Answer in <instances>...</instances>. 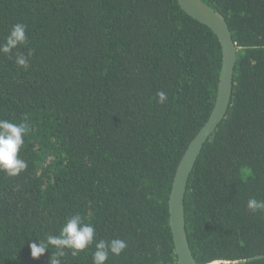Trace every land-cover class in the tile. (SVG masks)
<instances>
[{"label":"trees","instance_id":"16d2710c","mask_svg":"<svg viewBox=\"0 0 264 264\" xmlns=\"http://www.w3.org/2000/svg\"><path fill=\"white\" fill-rule=\"evenodd\" d=\"M238 47L226 118L206 143L185 197L198 264H264V0H203ZM28 42L0 54V119L32 129L27 168L0 171V264H50L49 246L79 214L94 242L61 264H93L95 243L127 248L105 264H179L170 225L174 178L216 103L223 51L177 0H0V44L12 26ZM25 70L15 62L28 55ZM167 95L160 103L158 92Z\"/></svg>","mask_w":264,"mask_h":264},{"label":"water","instance_id":"95a60500","mask_svg":"<svg viewBox=\"0 0 264 264\" xmlns=\"http://www.w3.org/2000/svg\"><path fill=\"white\" fill-rule=\"evenodd\" d=\"M177 2L185 13L216 34L223 51V68L215 106L206 125L190 143L179 164L169 201L170 225L179 264H198L192 253L187 234L185 197L190 176L206 143L229 111L234 92L238 47L230 26L221 12L214 10L203 0H177Z\"/></svg>","mask_w":264,"mask_h":264},{"label":"clouds","instance_id":"9594fccd","mask_svg":"<svg viewBox=\"0 0 264 264\" xmlns=\"http://www.w3.org/2000/svg\"><path fill=\"white\" fill-rule=\"evenodd\" d=\"M28 42L27 26L23 23H16L3 44H0V54L10 55L14 49L25 45ZM28 55L17 53L15 62L18 66L27 70L30 67ZM157 97L160 103L165 102L167 95L164 92H158ZM14 123L9 120L0 119V171H3L9 177H16L27 168V162L20 158L19 153L24 145V137L31 131L27 121ZM248 208L250 210H264V200L255 198L249 199ZM95 229L89 223H84L79 214L70 216L62 226L59 235H48L46 240H38L29 244L31 257L38 259L45 254L52 246L56 249L55 256H51L50 264H61L60 257L66 255L65 249L72 250L75 256L80 251H84L94 242ZM127 248V243L121 239H113L110 242L100 240L95 243V252L93 253V264H105L110 253L119 256Z\"/></svg>","mask_w":264,"mask_h":264},{"label":"rangeland","instance_id":"374dc122","mask_svg":"<svg viewBox=\"0 0 264 264\" xmlns=\"http://www.w3.org/2000/svg\"><path fill=\"white\" fill-rule=\"evenodd\" d=\"M215 264H217V263H215ZM219 264V263H218Z\"/></svg>","mask_w":264,"mask_h":264},{"label":"built area","instance_id":"2783aa9c","mask_svg":"<svg viewBox=\"0 0 264 264\" xmlns=\"http://www.w3.org/2000/svg\"><path fill=\"white\" fill-rule=\"evenodd\" d=\"M218 264V263H217Z\"/></svg>","mask_w":264,"mask_h":264}]
</instances>
